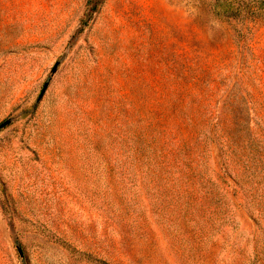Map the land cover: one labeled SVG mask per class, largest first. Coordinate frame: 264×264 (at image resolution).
I'll return each mask as SVG.
<instances>
[{"label":"rangeland","instance_id":"1","mask_svg":"<svg viewBox=\"0 0 264 264\" xmlns=\"http://www.w3.org/2000/svg\"><path fill=\"white\" fill-rule=\"evenodd\" d=\"M209 1L0 0V264H264V14Z\"/></svg>","mask_w":264,"mask_h":264},{"label":"trees","instance_id":"2","mask_svg":"<svg viewBox=\"0 0 264 264\" xmlns=\"http://www.w3.org/2000/svg\"><path fill=\"white\" fill-rule=\"evenodd\" d=\"M255 1L256 0H211L207 2V7L210 13L219 20H235L239 22L253 18L256 15L264 14V1Z\"/></svg>","mask_w":264,"mask_h":264}]
</instances>
